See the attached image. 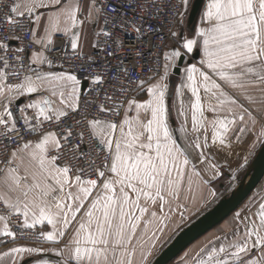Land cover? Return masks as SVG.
<instances>
[{
	"label": "snow or ice",
	"instance_id": "6c2138e0",
	"mask_svg": "<svg viewBox=\"0 0 264 264\" xmlns=\"http://www.w3.org/2000/svg\"><path fill=\"white\" fill-rule=\"evenodd\" d=\"M124 2L88 0L86 19L99 23L103 16L105 24H111V31H103L108 37L129 23L142 44L147 36L161 35L162 26L144 27L145 16L139 17L138 24L121 15ZM164 2L137 0L129 7L133 14L139 9L158 18ZM167 2L172 20L183 25L190 0H179L178 6ZM107 8L116 15L109 17ZM81 10L78 0H0V26L6 25L11 34L0 37V236L16 238L9 226L15 217L21 236L27 234L25 229L43 228L46 222L51 230L36 235L44 242L63 244L61 248L12 247L0 252V264H18L21 254L49 252L61 258L56 264H150L157 232L162 235L167 228L173 203L176 210H184L179 212L184 219L187 205L179 202V195L188 166L195 168L194 154L207 163L210 174L205 178L200 171L194 173L198 187L210 185L222 174L207 136L200 138L204 127L197 117L203 118L201 89L205 100L214 105L211 111L227 113L212 121V141L219 140V148L226 145L230 126L239 122L243 134L256 124L249 108L228 91L236 90L253 103L248 95L253 89L264 94V0H208L195 38L169 27L170 37L179 46L165 54L162 66L151 69L153 82L147 88L148 81L134 78L127 68L116 69L114 75L106 65L93 69L96 61L91 58L75 72L51 71L54 63L47 53L53 50V35L67 34L69 26L76 28ZM26 29L31 33L28 40L18 34ZM13 40L20 46H13ZM29 45L33 46L30 52ZM197 46L202 51L199 66L185 67L179 86L170 93V69L178 70ZM71 48H78L77 33L71 38ZM107 55L114 56L115 49ZM137 56L143 57L144 52ZM45 65L49 71L43 70ZM89 82L91 99L84 100L82 88ZM137 90L148 98L142 102L129 98ZM185 90L195 98L190 101L195 135L181 146L169 122L175 110L177 117H185L179 130L186 132V114L182 106L175 108ZM45 92L58 96L59 102L44 96ZM26 95L40 98L16 103ZM233 105L240 109L238 116ZM256 140L264 144V130ZM242 159L238 168L248 163L246 156ZM192 184L189 178V191ZM157 207L159 213L152 210ZM233 222L230 234L201 248L190 264H264V200L257 212H252V206L236 212ZM73 224L78 227L65 243L63 238ZM30 264L51 262L38 259Z\"/></svg>",
	"mask_w": 264,
	"mask_h": 264
},
{
	"label": "crops",
	"instance_id": "0c3cea01",
	"mask_svg": "<svg viewBox=\"0 0 264 264\" xmlns=\"http://www.w3.org/2000/svg\"><path fill=\"white\" fill-rule=\"evenodd\" d=\"M66 3H75V0L64 1ZM195 0H193V3ZM208 3V0H204L199 15L195 24L192 27H189L187 24V30L184 32L183 36L188 38H195L194 33L198 27L201 26V15ZM88 2L79 3L81 7V11L78 12V20H77V27L71 28L69 26V31L67 34L63 33H55L53 35V39L59 35H66L72 38L74 33L78 34V48L76 51L81 55H89L95 49L96 44V36L100 29V20L99 23H93L91 20L86 19L88 16V9H87ZM51 15L49 11L47 13ZM64 18L61 17V26H64L63 23ZM82 22V23H81ZM34 27V26H33ZM43 34L42 32L40 33ZM193 56L198 54V58L196 60L200 61L202 58V51L199 46L191 53ZM187 59L184 65L181 68L180 74L176 75L175 84L172 89V93L174 94V88L179 86L180 80L184 76L183 69L189 65ZM195 64V63H192ZM198 65V64H197ZM44 71H49V69L44 66ZM53 72H59L62 70H53ZM66 72V71H65ZM150 81L149 83H152ZM147 83V84H149ZM144 85L147 88L148 85ZM84 87L82 88L83 91ZM228 91V90H226ZM44 96H50L49 92L43 93ZM228 95L236 98L238 103H242L245 107L249 108L252 114L256 117V124L254 127L251 128L250 131L246 133H239V127L241 126L239 122L236 125L230 126L229 131L225 134L226 138V145L221 149L218 147L219 140H216L215 143L212 141V136L214 135V127L212 121L214 118L219 115L220 118H223L227 113L221 111L218 114L214 113L210 109L214 106L212 102L205 100L203 95V89H201V96H202V111H203V118L197 114L198 121L204 125L203 128L200 130V138L201 140L207 136L209 149H211L212 154L215 156V162L219 165L221 175L216 179L212 180L211 184L206 187H198L197 186V177L194 175L196 171H200L201 174L208 178L210 175L207 169V163H201L198 159H194L193 163L195 164V168L192 167L190 164L186 170V175L184 177L182 190L179 195V202L181 204L187 205V210L184 213V219L181 220L180 218V211H184L183 209L176 210L175 203H173V211L170 213V220L166 221L167 228L164 230L163 234L161 235L157 232V236L159 240L155 242V249L153 250L152 256L149 258L150 264L153 260L165 249L166 238L173 236L175 231L179 230L180 228H185L187 222H193L199 216H201L206 211L210 210L214 207L220 200L229 196L235 187L240 183L241 180L249 177L252 174L253 164L260 152L261 148L264 144L257 142L256 137L264 130V103L261 102L264 99V94H261L258 90L253 89L248 95L252 97L253 100L256 102H251L247 97L241 96L239 92L236 90L228 91ZM51 97V96H50ZM39 95H31V96H24L21 97L18 101H24L28 99H39ZM56 103L59 102V97H51ZM144 98V99H143ZM142 100L140 102L146 100L147 94L143 95ZM194 97H191L190 91L185 90V95L181 98L176 99V109H180L182 106V110L185 112L187 117V123L184 125L186 128V132L180 131V127L182 122L185 121L184 116L177 117L175 110L172 113V119H170V127L174 131V138L177 139V142L181 146H186L188 142H190L193 137L194 133L192 132V123H191V107L190 101H194ZM235 112L238 116L240 109L239 107L233 105ZM247 120V116H245ZM250 124V122H249ZM199 126V125H198ZM240 135L241 139L237 140L236 136ZM187 136V139H186ZM230 142V143H229ZM253 144L255 147L253 148ZM247 157L248 163L243 168H238L237 164L243 163L242 157ZM236 177L233 179V177ZM191 178L193 181L192 190H188V179ZM210 192H214L215 196L210 195ZM264 200V177L256 186V188L251 192L248 198L233 212L231 213L225 220H223L218 226L207 232L204 236L199 238L193 244H191L178 258H176L170 264H186V261L191 262V260L196 256L199 250L203 247L208 246L212 241H215L217 237H221L225 234H230L234 227V216L236 212L240 211L241 209H245L249 206H252V212L258 211V203ZM255 205V206H253ZM152 210H156L159 213L158 207ZM165 213L168 212V209L165 208ZM189 225V224H188ZM187 226V225H186ZM78 227V224H73L71 229L69 230L68 235H66L63 239L66 243L69 238L71 237L72 233L74 232L75 228ZM0 228H2V224H0ZM37 228L42 229L43 231H50L51 226L47 225L45 222V226L43 228L38 225ZM182 230V229H180ZM16 246H28V247H42V248H61L63 244H50L47 242H40L37 244H11L6 246H0V252L6 251L12 247ZM38 259H45L49 260L51 264H56L57 260L61 259L60 257L55 256L54 253H43L40 255H28V254H21L17 257L18 264H30V262L38 260Z\"/></svg>",
	"mask_w": 264,
	"mask_h": 264
},
{
	"label": "built area",
	"instance_id": "2783aa9c",
	"mask_svg": "<svg viewBox=\"0 0 264 264\" xmlns=\"http://www.w3.org/2000/svg\"><path fill=\"white\" fill-rule=\"evenodd\" d=\"M70 1V0H64ZM76 1V0H75ZM79 3L88 2V0H78ZM112 4L118 5L122 3V0H111ZM137 0H126L123 3V11L121 15H126V18L129 22L133 19H136L139 24L141 21L139 17L141 15L145 16L144 27L145 28H155L157 25L162 26V33L160 36H147L143 44L138 38V34L135 30V27L129 23V25L123 30L115 31L114 35L111 37L103 35L104 30L111 31V24H105L104 17L100 18V29L96 36V44L94 51L89 55H81L76 50L74 51L71 48V37L66 35L56 36L53 41V50L49 55V58L53 60L54 67L53 70H62L66 72H75L80 68L81 64L85 61H88L89 58L95 60L96 63L92 65L93 69L97 68L98 65H106L107 67L113 69L110 75L115 74V70L121 67L127 68L134 78L137 76L145 78L148 83L152 81L154 73L151 71L152 68L162 66L164 64V56L166 54L167 47L173 39L170 37L168 28L171 27L172 30L177 29L178 22L172 20L173 10L168 7V2L165 0L163 4L159 6L160 15L155 17L149 13H142L139 9L136 10L133 14L132 9L129 7L131 4H135ZM151 3V0H149ZM172 4L175 6L179 5V0H172ZM107 13L109 17L116 15V12L112 8H107ZM170 21V24L165 22ZM34 25H29L33 27ZM18 34L23 37L24 40H28L31 37V33L26 29L24 32H19ZM10 33L7 31V26H0V37H10ZM13 46L19 47L20 44L17 41H12ZM31 45H29V52L32 50ZM150 47V51L148 50ZM115 49V55H107L109 52H112ZM138 52H144V56H137ZM133 65H137L136 69H133ZM46 66V65H45ZM62 66V67H61ZM47 67V66H46ZM147 84V83H146ZM92 85L89 83L86 84V87L83 89L84 100H90L91 95L89 94V88ZM139 90L132 92L130 97L137 96ZM51 98L50 96H48ZM52 99V98H51ZM32 99L24 100L21 103L16 101L17 104L23 105L28 103ZM18 114V113H17ZM29 116L33 115L32 110H28L27 113ZM79 119V117H76ZM35 123V120H33ZM34 138V137H33ZM85 150H88L87 144L84 146ZM103 157L98 158V163L102 160ZM18 223L17 219L13 217L10 221L11 230L16 232V238L13 240L11 237L0 236V246H6L11 244H37L42 242V239L39 238L36 233L42 229L36 228L34 230L25 229L24 236H21L20 230L17 229L16 224Z\"/></svg>",
	"mask_w": 264,
	"mask_h": 264
},
{
	"label": "water",
	"instance_id": "95a60500",
	"mask_svg": "<svg viewBox=\"0 0 264 264\" xmlns=\"http://www.w3.org/2000/svg\"><path fill=\"white\" fill-rule=\"evenodd\" d=\"M204 0H195L188 18V25L192 27L199 15ZM198 58L195 54L188 61L192 64ZM186 61V56L179 63L175 74L181 73V68ZM86 85L84 86V88ZM20 101L19 103H21ZM252 174L241 180L232 193L220 200L214 207L203 213L196 220L183 228L165 249L153 260L151 264H170L178 258L191 244L204 236L207 232L218 226L231 213H233L251 194L264 177V145L253 164Z\"/></svg>",
	"mask_w": 264,
	"mask_h": 264
},
{
	"label": "rangeland",
	"instance_id": "374dc122",
	"mask_svg": "<svg viewBox=\"0 0 264 264\" xmlns=\"http://www.w3.org/2000/svg\"><path fill=\"white\" fill-rule=\"evenodd\" d=\"M193 0H190V4H189V8H188V10H187V12L185 13V16H184V24L183 25H180L179 23H178V25H177V29H176V31H179L180 33H181V35L183 36V34H184V32L187 30V24H188V18H189V15H190V13H191V10H192V6H193ZM179 45H177V43H176V41L175 40H173L172 42H170V44H169V46L167 47V50H166V54L167 53H169L171 50H172V48H174V47H178ZM182 50V49H181ZM183 51V50H182ZM187 59H192L193 58V55L192 54H188L187 56ZM193 63H195V64H198V66H199V61L198 60H194V62ZM170 71L173 73L172 74V76H171V79H170V93H172V89H173V86H174V84H175V80H176V75L174 74V69H170ZM153 81V80H152ZM150 84V83H149ZM146 85V84H145ZM148 85V84H147ZM146 88V87H145ZM142 98H143V95H139V94H137V96H136V99L138 100V101H140V100H142ZM144 99V98H143ZM169 103L171 104V100H169ZM172 119V118H171ZM192 223V222H191ZM188 224H190V222H187V226H188ZM186 225H185V227H186ZM180 229H183V227L182 228H180ZM177 230V231H175L174 233V235L173 236H171V237H169V238H166V243H165V247L173 240V238L181 231V230Z\"/></svg>",
	"mask_w": 264,
	"mask_h": 264
}]
</instances>
